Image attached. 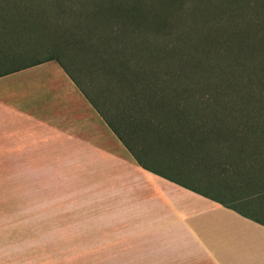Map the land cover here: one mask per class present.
<instances>
[{
  "label": "crops",
  "instance_id": "1",
  "mask_svg": "<svg viewBox=\"0 0 264 264\" xmlns=\"http://www.w3.org/2000/svg\"><path fill=\"white\" fill-rule=\"evenodd\" d=\"M99 84L92 103L55 61L0 77V179L42 186V229H125L152 264H264V147Z\"/></svg>",
  "mask_w": 264,
  "mask_h": 264
},
{
  "label": "trees",
  "instance_id": "2",
  "mask_svg": "<svg viewBox=\"0 0 264 264\" xmlns=\"http://www.w3.org/2000/svg\"><path fill=\"white\" fill-rule=\"evenodd\" d=\"M236 1L247 4L246 0ZM135 2L136 6L125 10L119 0H0V77L55 61L93 103L78 76L85 67L93 66L90 72L107 78V90L119 88L126 93L127 108L141 112L152 108L185 128L220 132L224 140L229 139L230 131H238L233 139L240 144L264 147V124L257 116L241 113L233 123L232 117L213 115L206 101L196 99V87L182 81L202 67L226 75L231 80L228 83H237V78L249 80L248 84L264 83V43L234 47L233 37L243 32L226 30L220 50L209 53L207 46L202 56L192 55L188 42L175 44L165 39L158 43L153 39L155 26L136 21L143 16L144 3ZM232 5V0H225V6ZM152 17L157 18L155 13ZM151 18L148 20L154 22ZM140 31L147 36L138 40L134 34ZM232 69L235 78L226 73ZM172 76L179 80L178 89L173 90L172 80L166 79ZM200 106L202 112L192 110Z\"/></svg>",
  "mask_w": 264,
  "mask_h": 264
},
{
  "label": "rangeland",
  "instance_id": "3",
  "mask_svg": "<svg viewBox=\"0 0 264 264\" xmlns=\"http://www.w3.org/2000/svg\"><path fill=\"white\" fill-rule=\"evenodd\" d=\"M137 1L144 4L140 13L143 16H138L136 21L155 26L151 33L153 39L158 43L165 39L175 44L188 42L192 55L202 56L207 46L211 49L209 53L220 50L221 35L226 30L243 32L241 36L233 37L234 47L241 43H264V3L255 0H246L247 4L232 0V6H225V0ZM205 2L209 3L205 5ZM135 4V0H119L125 10ZM150 13L157 17H152L154 22L149 21ZM231 15L233 17L227 19ZM122 20L127 21V18ZM134 35L139 40L147 33L140 31ZM92 67H85L78 76L84 87H90L94 94L93 88L101 87L100 84L93 86L95 82L108 81L102 75L90 72ZM208 70L201 67L195 75L191 73L182 81L196 87L193 94L196 99L206 101L212 109L211 114L217 113L220 118V115H227L234 123L241 113H252L264 124V83L248 84L249 80L237 78L234 85L228 83L231 80L226 75ZM226 73L235 78L236 70ZM166 79L172 80L173 90L178 89V79L173 76ZM202 109L203 106L192 107L194 112H202ZM216 139L223 141L220 137ZM7 181L10 184H4ZM24 181L0 179V264H152L150 246L137 248L132 241L120 243V230L125 233V229H42V223L50 220L42 218V186L26 185Z\"/></svg>",
  "mask_w": 264,
  "mask_h": 264
}]
</instances>
